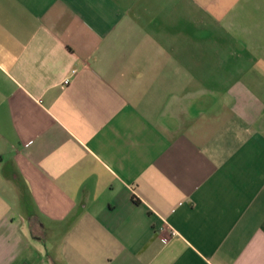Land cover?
<instances>
[{"label": "crops", "instance_id": "crops-1", "mask_svg": "<svg viewBox=\"0 0 264 264\" xmlns=\"http://www.w3.org/2000/svg\"><path fill=\"white\" fill-rule=\"evenodd\" d=\"M0 264H264V0H0Z\"/></svg>", "mask_w": 264, "mask_h": 264}, {"label": "built area", "instance_id": "built-area-1", "mask_svg": "<svg viewBox=\"0 0 264 264\" xmlns=\"http://www.w3.org/2000/svg\"><path fill=\"white\" fill-rule=\"evenodd\" d=\"M77 73V70L76 69H73L72 70V74H76ZM69 81V78L66 80V82H68Z\"/></svg>", "mask_w": 264, "mask_h": 264}]
</instances>
